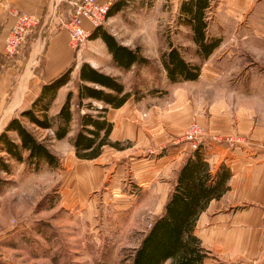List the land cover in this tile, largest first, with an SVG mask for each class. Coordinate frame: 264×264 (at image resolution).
<instances>
[{
  "label": "rangeland",
  "instance_id": "obj_1",
  "mask_svg": "<svg viewBox=\"0 0 264 264\" xmlns=\"http://www.w3.org/2000/svg\"><path fill=\"white\" fill-rule=\"evenodd\" d=\"M186 1L135 0L118 19L123 40L150 57L122 73L127 89L137 86L134 103L144 109L140 135L82 159L73 145L76 123L72 135L48 141L57 166L26 161L11 163L9 173L0 169L2 263L132 264L174 188L178 167L170 154L182 148L185 161L193 152L184 139L189 126L207 129L211 116L219 130L234 133L264 126V0H211L205 33L218 46L207 57L181 12ZM167 46L200 66L197 80L169 79L162 63ZM73 48L82 61L83 46Z\"/></svg>",
  "mask_w": 264,
  "mask_h": 264
},
{
  "label": "crops",
  "instance_id": "obj_2",
  "mask_svg": "<svg viewBox=\"0 0 264 264\" xmlns=\"http://www.w3.org/2000/svg\"><path fill=\"white\" fill-rule=\"evenodd\" d=\"M134 1L126 0L127 5L110 15L103 24L104 29L113 34L121 44L131 48H136V45H133L132 39L123 40L117 30V23L120 15L130 9ZM70 2L71 0H0V133L10 119L19 117L22 110L33 105L46 84L71 67L73 69L70 80L58 89L47 112L49 117L58 115L70 91L74 95L72 109L76 110L80 83L112 91L100 84L81 80L80 73L84 64L116 77L124 84L122 73L126 70L117 65L101 37L89 38L83 46V60L77 61L75 50L70 43L69 31L63 24L72 9ZM17 11L33 14L41 18V23L29 38L28 44L9 56L5 52V45ZM85 23L88 28L94 29L89 22ZM165 49L170 50L169 46ZM136 67L135 63L128 72ZM124 85L125 92L132 91ZM134 98L135 94L131 95L120 107H113L92 98L84 101H91L96 106L107 109L105 117L113 124L109 138L122 141L135 139L142 131L140 128L143 120L139 113L144 109L141 110L140 106L135 105ZM255 113L254 110L251 111L252 115ZM154 122L156 124V120ZM187 122L185 120V124ZM26 123L30 127L34 126ZM75 124L74 121L68 136L74 133ZM205 126L208 127L206 130L209 131V136L201 143V150L212 171L215 172L222 165L231 171L227 190L220 197L211 200L200 215L195 228V234L208 251L206 264H264V126L246 133H234L219 130L212 116L206 120ZM11 135L15 136V133ZM230 137H236V142L231 143L228 139ZM181 150L182 148H177L170 154L176 160L178 170L184 161L183 155H186H182Z\"/></svg>",
  "mask_w": 264,
  "mask_h": 264
},
{
  "label": "trees",
  "instance_id": "obj_3",
  "mask_svg": "<svg viewBox=\"0 0 264 264\" xmlns=\"http://www.w3.org/2000/svg\"><path fill=\"white\" fill-rule=\"evenodd\" d=\"M126 0L112 3L108 17L123 6ZM211 7V0H187L181 6V12L187 15V23L195 32V41L209 56L218 46V41H207L205 19L206 11ZM101 37L107 44L114 61L128 71L136 63L137 67L146 66L150 59L144 56L141 49L121 44L117 38L99 25L92 30L90 38ZM162 63L171 81L197 80L201 73L200 66L190 64L176 48H171L162 56ZM72 67L46 84L41 95L30 108L21 111L19 117L9 120L0 133V169L11 171L12 161L29 162L39 167L42 163L53 166L60 159L49 146L50 140L66 138L75 121L78 125L73 145L76 154L82 159H96L103 147H118L120 142L109 137L113 124L105 117V107L96 106L84 99L92 98L103 101L113 107H120L131 96L138 95L137 86L125 92V85L116 77L99 72L87 64L81 68L80 78L100 84L111 89L109 92L87 84H78V102L73 106V92L68 93L65 103L57 116L49 117L48 111L57 91L68 83ZM88 111V112H87ZM93 112H96L93 113ZM26 119V121H25ZM26 122L34 125L30 127ZM52 130L51 136L42 138L39 130ZM15 133V136L11 135ZM177 172L174 188L166 202L164 212L152 223L149 231L135 249L132 264H206L208 251L202 246L201 239L195 234L197 221L211 200L220 197L227 190V181L231 177L230 169L222 165L215 172L206 160L201 145L192 150ZM3 180L0 178V186ZM0 264H4L0 261Z\"/></svg>",
  "mask_w": 264,
  "mask_h": 264
},
{
  "label": "built area",
  "instance_id": "obj_4",
  "mask_svg": "<svg viewBox=\"0 0 264 264\" xmlns=\"http://www.w3.org/2000/svg\"><path fill=\"white\" fill-rule=\"evenodd\" d=\"M72 9L63 22L69 31L72 47L82 48L89 40L92 29L86 26V21L93 28L103 25L108 17L112 1L100 2L99 0H71ZM41 18L23 11L15 13V22L7 36L5 52L14 55L18 50L28 44L29 38L38 29ZM206 128L197 123H192L184 134L192 150L197 149L203 142ZM262 229L264 232V213L262 218Z\"/></svg>",
  "mask_w": 264,
  "mask_h": 264
}]
</instances>
